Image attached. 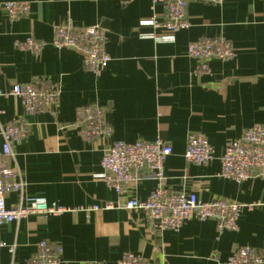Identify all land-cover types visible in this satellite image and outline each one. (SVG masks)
I'll list each match as a JSON object with an SVG mask.
<instances>
[{
    "label": "crops",
    "instance_id": "obj_1",
    "mask_svg": "<svg viewBox=\"0 0 264 264\" xmlns=\"http://www.w3.org/2000/svg\"><path fill=\"white\" fill-rule=\"evenodd\" d=\"M14 1L28 2L29 12L10 20L0 11V89L44 81L57 88L58 98L53 110L35 115L26 114L16 99L0 98V125L17 118L29 127L13 146L10 161L25 186L22 193H9L5 206L13 209L42 199L69 211L3 224L1 264H26L40 241L62 246L61 264H116L125 253L139 255L147 264H219L238 248L264 247L263 208L242 210L235 232H219L214 221L196 220L177 231H158L141 212L120 207L87 211L105 203L143 201L155 181L133 182L118 196L98 177L106 143L88 141L74 127L79 108L97 106L112 129L111 140H160L170 146L164 164L168 190L194 193L202 202L264 203V179L236 183L218 177L225 145L253 125L264 126V0L191 3L189 28L169 44L143 36L154 31L141 21L152 16L161 20L164 13L160 4L151 9L150 0L0 3ZM67 20L78 28L104 30L110 62L99 75L86 70L75 51L51 46L54 27ZM28 37L43 44L38 54L16 48V42ZM216 37L230 42L236 56L211 60L209 73L198 74V61L186 55V47ZM191 133L206 137L213 161L203 166L185 162Z\"/></svg>",
    "mask_w": 264,
    "mask_h": 264
},
{
    "label": "built area",
    "instance_id": "obj_2",
    "mask_svg": "<svg viewBox=\"0 0 264 264\" xmlns=\"http://www.w3.org/2000/svg\"><path fill=\"white\" fill-rule=\"evenodd\" d=\"M151 9L160 4L164 8L161 20L155 16L142 20L141 25L153 29V33L143 35L156 43H173L175 35L188 29L187 8L191 3L221 5L224 0H150ZM8 19L17 20L29 12V3L14 1L0 3ZM155 31H158L156 33ZM51 46L56 49H71L83 58L84 67L94 75H99L110 62L106 52V36L98 26L75 27L70 20L53 29ZM20 51L38 54L43 44L32 37L16 42ZM186 55L198 61V74H208L211 60L229 61L235 56V49L222 37L203 38L191 42L186 47ZM0 98L16 99L28 115L41 114L53 110L58 98L57 88L49 82L14 84L8 89H0ZM1 115V112H0ZM104 110L97 106H84L75 113L74 127L82 132L88 141H104V153L101 160V173L98 176L118 196L125 193L127 186L146 178L155 181V187L147 199L129 200L118 205L105 203L88 210H109L120 207L129 211L141 212L152 227L158 231H177L185 222L214 221L219 232L238 230L237 221L242 210L251 211L263 208L264 203L241 205L222 199L202 202L194 193L170 191L165 187L164 164L171 155L170 146L160 140L133 143L111 140L112 129L105 123ZM29 127L21 119H11L0 125V227L24 219L30 215L42 217L58 216L69 211L48 204L42 199L29 201L25 206L13 209L5 206V197L12 192L22 193L25 184L18 179V174L10 165L13 158V146L25 138ZM186 163L203 166L215 159L214 149L206 137L191 133L186 140L184 151ZM218 177L242 183L249 179H264V126L256 124L243 131L240 138L229 141L219 158ZM147 172L148 174H145ZM6 245L0 239V252ZM63 248L48 241L36 244V252L26 264H61ZM264 247L254 250L242 247L234 250L226 261L219 264H264ZM1 264V263H0ZM83 264H104L103 262H86ZM116 264H147L139 255L125 253Z\"/></svg>",
    "mask_w": 264,
    "mask_h": 264
}]
</instances>
